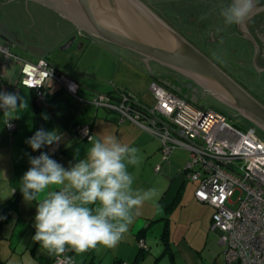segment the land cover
<instances>
[{
  "label": "crops",
  "instance_id": "obj_1",
  "mask_svg": "<svg viewBox=\"0 0 264 264\" xmlns=\"http://www.w3.org/2000/svg\"><path fill=\"white\" fill-rule=\"evenodd\" d=\"M139 1L163 18L155 5ZM73 36L76 38L70 47L62 49V45ZM0 45L11 53L0 50V92L19 93L28 103L27 108L18 109V118L12 119L18 126L12 135L6 127L7 118L0 110V204L20 188L29 157L35 156V151L25 141L39 130L41 116L48 117L44 119L46 131H56L60 135L58 142L42 147L41 152L49 154L65 169L84 158L91 146L88 140L76 134V125L90 124L93 139L110 134L121 143L138 149L139 163L130 165L128 169L134 178L133 188L140 191L154 189L156 196L143 204L115 247L97 245L82 254L66 252L72 256L73 264H179L174 247L178 248L184 264H227L222 262L220 253L213 254L214 236L211 230L220 234L217 244L224 245L222 232L213 226L214 207L197 199L194 193L197 182L187 184L192 179L184 175L183 169L175 171L172 167L162 176V164L170 166L171 161H165L161 142L132 120L122 119L116 110L94 102L99 95L126 89L136 103L152 106L148 103L150 95L155 100L150 90L151 83L156 78L161 80L168 72L160 61L107 40L95 26L79 24L69 13H65L58 0H0ZM93 51L102 52L103 61L109 58L115 60L114 64L118 62L115 72L133 68L140 72L142 78L135 82H113L115 89L97 87L88 82V74L98 69L90 68L95 66L83 62L85 56L97 58ZM41 58H46L76 80L80 84L81 97H74L55 79H51L45 90L46 101L41 106L37 104L35 89L21 85L20 76L24 61L36 62ZM141 64L150 68L152 77ZM146 156H152L148 159L153 163L151 169L146 166L140 168ZM158 165L162 167L160 171L156 169ZM189 186L193 188L190 192L187 191ZM19 208V214L0 229V257L6 260V264H49L55 256L49 255L32 239L36 231V203H25L22 196ZM166 226L170 231L173 256H161L164 249L161 235ZM150 231L152 237L149 236ZM141 239L146 244V248L143 247L147 250L145 255H142ZM155 240H158L156 246ZM207 249L208 254L205 253Z\"/></svg>",
  "mask_w": 264,
  "mask_h": 264
},
{
  "label": "built area",
  "instance_id": "obj_2",
  "mask_svg": "<svg viewBox=\"0 0 264 264\" xmlns=\"http://www.w3.org/2000/svg\"><path fill=\"white\" fill-rule=\"evenodd\" d=\"M0 50L11 54L4 46L0 45ZM51 79L74 97H81L80 84L46 58L24 61L20 83L35 89L40 106L46 101ZM151 91L157 103L146 108L124 95H99L94 102L147 129L161 142L167 163L175 148L189 149L192 158L183 173L198 183L197 199L215 209L213 226L222 232L226 263L264 264V139L258 127L234 125L227 113L199 106L157 78ZM6 127L11 135L18 128L13 120ZM75 132L88 141L94 137L90 124H77ZM161 168L156 167L157 171ZM140 245L146 248L143 239ZM56 259L51 264H56Z\"/></svg>",
  "mask_w": 264,
  "mask_h": 264
},
{
  "label": "clouds",
  "instance_id": "obj_3",
  "mask_svg": "<svg viewBox=\"0 0 264 264\" xmlns=\"http://www.w3.org/2000/svg\"><path fill=\"white\" fill-rule=\"evenodd\" d=\"M253 8L254 0H231L220 6L219 15L226 26L240 25ZM27 107L19 93L0 92L7 123L18 118V109ZM88 139L91 146L84 158L68 169L45 152L30 156V168L21 180L25 203H36L32 239L57 258L56 264H72V257L64 255L69 251L82 254L97 245L115 247L143 204L156 196L154 189L133 188L128 169L139 163L137 148L110 134ZM59 140L56 131L40 129L25 142L37 151Z\"/></svg>",
  "mask_w": 264,
  "mask_h": 264
},
{
  "label": "water",
  "instance_id": "obj_4",
  "mask_svg": "<svg viewBox=\"0 0 264 264\" xmlns=\"http://www.w3.org/2000/svg\"><path fill=\"white\" fill-rule=\"evenodd\" d=\"M58 2L65 13H69L79 24L95 26L99 34L105 36L107 40L136 49L145 54V57L156 59L162 65L189 77L190 81L180 82V86L160 80L184 98L190 99L191 85L197 81L206 92L233 107L239 118L248 119L264 131V105L141 1L58 0ZM261 9H264V6ZM75 38L71 37L61 48L70 47ZM183 87L188 91L183 93ZM38 128L46 130L43 116L39 118Z\"/></svg>",
  "mask_w": 264,
  "mask_h": 264
},
{
  "label": "flooded vegetation",
  "instance_id": "obj_5",
  "mask_svg": "<svg viewBox=\"0 0 264 264\" xmlns=\"http://www.w3.org/2000/svg\"><path fill=\"white\" fill-rule=\"evenodd\" d=\"M145 1L155 5L156 11L168 23L264 105V9H261L264 0H254L250 16L242 24L231 26H226L219 15L220 6L231 0ZM163 67L168 72L162 80L176 86H180V82L190 81L184 74ZM187 91L183 87V93ZM209 94L201 84L194 81L188 100L199 105L201 100L209 99ZM218 100L212 96L211 105L217 106ZM226 105L232 110L233 107ZM248 123L253 124L251 121Z\"/></svg>",
  "mask_w": 264,
  "mask_h": 264
},
{
  "label": "rangeland",
  "instance_id": "obj_6",
  "mask_svg": "<svg viewBox=\"0 0 264 264\" xmlns=\"http://www.w3.org/2000/svg\"><path fill=\"white\" fill-rule=\"evenodd\" d=\"M95 53H96V57L97 58H89V57L85 56V58H83V62L85 64H87V65L95 66V67H90V68L98 69L97 72H91L92 74H88L89 75L88 82H92L97 87H99V88L108 87V88H111V89H115L116 87H115V85H113V82H115V84H118L117 82L123 81V80L127 81V82H135V80H137L139 78H142L140 72L135 70V69H133V68H131L129 70H126L125 68H122L120 71H118V72L116 71L115 72L116 64L118 62H116L114 64L115 60H111L109 58H106L103 61L102 60V52L93 51L94 56H95ZM141 65H142L141 67L144 69V71L151 76L152 72L150 71V68L148 66H146L145 64H141ZM99 90H102V89H99ZM150 90H151V87H150ZM152 95L154 96L153 93H152ZM212 96L213 95L209 94V99L208 100L203 99L198 104L200 106L206 105L207 107H210V106L213 107V105H211L212 102L210 101V98ZM150 97H151V101H149L148 103L150 105H152V106H155L156 103H157L156 99L153 100L151 95H150ZM154 98H155V96H154ZM216 105H217V107L222 108L224 110V112L229 115L230 121L234 125H237V126L243 128V129H246V128H248L250 126V123H248L246 118H244V119L243 118H239L237 111L234 110L233 108H232V110L229 109L228 106L225 103H223L222 101H220V100L216 101ZM258 131H259V133L261 134V136L264 139V131L262 129H260L259 127H258ZM151 158H152V156H146L144 158V160L141 159L143 161L141 163V167L140 168L144 169L145 166H146V167H148V169H151L153 163L148 161V159H151ZM191 158H192L191 151L189 149H187L185 147H177V148H175V150L170 155V161H171L170 166H166L165 164H162V167L164 169H163L162 172H160V174L162 176H164L169 171L170 167L174 168L175 171L177 169H180V170L183 169L184 170L185 167H186L187 162L190 161ZM160 161L162 162V160H160ZM153 167H155V166H153ZM194 183H196V182H194L192 180H188L187 181V184H189V185H192ZM194 186H195L194 188L196 190V188L198 187V184L196 183V184H194ZM191 187L192 186L188 187V190H187L188 192L192 191L193 188H191ZM237 195L238 194H236V196ZM211 233H212V236H214V242H212V247H214V253L213 254L217 255V254L220 253L219 255H220V258H221L222 262L226 263V255H225L226 246L225 245H221V244H217L219 242L220 234L215 233V231H213V230H211ZM149 236L152 237V232L151 231L149 232ZM156 245H158V240H155V245L154 246H156ZM163 248H164V246H163ZM174 248L176 250V253H178L177 254V263L179 262V264H184L185 263L184 259L182 258V256H180L178 248L177 247H174ZM205 253L208 254V249L205 251Z\"/></svg>",
  "mask_w": 264,
  "mask_h": 264
},
{
  "label": "trees",
  "instance_id": "obj_7",
  "mask_svg": "<svg viewBox=\"0 0 264 264\" xmlns=\"http://www.w3.org/2000/svg\"><path fill=\"white\" fill-rule=\"evenodd\" d=\"M114 93H118V94L114 95ZM108 95L115 96L116 98L119 97V95H124L129 100H131L133 103H135L136 105H140V106L145 107V108H146V106H148L145 104L141 105L139 103H136V101L133 99V95L126 89H116L114 92L108 93ZM213 107L219 111H223V109H221L217 106H213ZM223 113H224V111H223ZM40 153H41V149L35 151V156H39ZM26 168H27L26 169V171H27L30 168V163L27 165ZM22 196L23 195L20 191V188H18L11 198L6 200L4 203L0 204V229H2L5 225L9 224L13 220V218L17 214H19V212H20L19 204H20V201L22 199ZM169 233H170L169 228H168V226H166V228L164 229V231L161 235V241H162V244L164 246V249H163L161 256L166 255V254L173 256V253H172L171 247H170V237H169L170 234ZM141 249L143 251L142 255H145L144 252H147V250H144V248L142 246H141ZM65 255H67V254H65ZM55 259H56V257L49 264H51ZM0 264H6V260H4L0 257Z\"/></svg>",
  "mask_w": 264,
  "mask_h": 264
}]
</instances>
